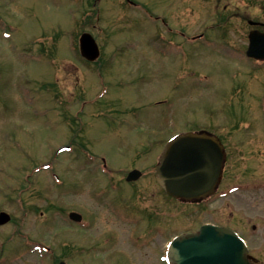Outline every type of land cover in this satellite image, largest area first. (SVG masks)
Segmentation results:
<instances>
[{"label":"rangeland","instance_id":"374dc122","mask_svg":"<svg viewBox=\"0 0 264 264\" xmlns=\"http://www.w3.org/2000/svg\"><path fill=\"white\" fill-rule=\"evenodd\" d=\"M92 1L0 0V211L11 216L0 227V264H99L110 255L131 264L124 245L105 242L99 207L133 188L120 177L139 169L136 185L157 188L154 168L173 137L227 116L255 124L250 98L264 122L262 96L247 94L263 74L243 53L244 20L264 18L260 2ZM95 12L96 25L87 21ZM83 32L100 48L97 64L79 55ZM172 207L187 222L200 212ZM71 211L84 218L79 227Z\"/></svg>","mask_w":264,"mask_h":264},{"label":"flooded vegetation","instance_id":"af4514ba","mask_svg":"<svg viewBox=\"0 0 264 264\" xmlns=\"http://www.w3.org/2000/svg\"><path fill=\"white\" fill-rule=\"evenodd\" d=\"M249 2H260L264 6V0ZM230 19L231 17H228V20ZM263 19L244 20L247 25L243 52L245 56L251 46L252 55L264 57ZM230 46L238 54L239 49ZM246 59L250 64V72L263 74L262 80L256 75L254 78L257 80L249 79L247 94L262 96L261 108L264 115V59ZM260 90L262 92L259 93ZM249 100L251 101L248 102ZM249 100L245 101L244 105L255 124L224 123V118L226 121L230 119L227 116L222 117L221 123L204 125L197 130L216 137L223 148L221 175L213 196L190 203L174 200L159 186L148 189L138 187L136 183L139 179L126 182L127 173L124 177L121 176L120 180L133 186L127 191L128 194L118 192L114 197L112 195L108 198L104 205L99 206L102 208L101 216L107 223L103 231L106 235L105 242L109 245H124L131 264H173L168 259L171 241L183 234L196 233L202 226L209 225L234 232L246 245L248 263L264 264V122L259 124L257 116L251 114L250 110L256 111L257 107L255 98ZM173 201L184 206H198L200 212L189 207L198 218L187 222L174 215ZM213 213H216V220L203 218L205 214L213 216ZM111 256L104 260H95L99 264H117V261H110Z\"/></svg>","mask_w":264,"mask_h":264},{"label":"water","instance_id":"95a60500","mask_svg":"<svg viewBox=\"0 0 264 264\" xmlns=\"http://www.w3.org/2000/svg\"><path fill=\"white\" fill-rule=\"evenodd\" d=\"M79 49L81 56L88 61L99 56L98 47L88 33L81 35ZM247 55H252L251 50ZM222 161V146L216 138L206 133L178 135L168 142L161 154L155 167L156 180L173 198L198 201L214 193ZM139 176L140 172L134 170L126 180L133 181ZM69 218L81 220L76 213H70ZM9 219L8 215L1 213L0 225ZM245 252L243 243L231 232L205 225L198 233L175 238L170 245V260L173 264H247Z\"/></svg>","mask_w":264,"mask_h":264}]
</instances>
